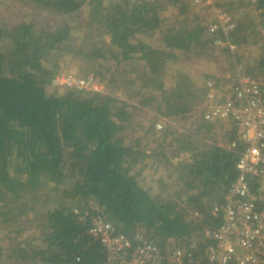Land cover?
<instances>
[{
	"label": "trees",
	"instance_id": "1",
	"mask_svg": "<svg viewBox=\"0 0 264 264\" xmlns=\"http://www.w3.org/2000/svg\"><path fill=\"white\" fill-rule=\"evenodd\" d=\"M26 1L58 15L62 23L44 27L27 17L0 23V224L8 228L0 235L14 230L19 236L0 246V261L103 264L106 251L88 232L97 216L133 242L141 232L162 247L195 242L200 254L207 230L223 221L221 211L212 210L221 207L239 175L236 163L243 147H227L235 138L233 122L231 131L214 132L226 145L196 140L190 127H166L158 136L154 133L159 149L146 153L139 141L124 135L129 108H136L132 103L111 93L58 92L49 85L61 71L58 58L64 55H81L90 63L87 73L104 81L109 71L104 60H138L143 66L135 79L144 89L136 92L140 105L184 120L205 101L208 76L200 86L189 87L190 78L183 73L168 76L167 64L215 50L235 58L227 46L214 45L222 33H210L211 19L198 9L189 16V0ZM233 5L224 4L230 12ZM247 10L233 12L236 25L226 38L235 47L248 42L253 23L264 28V0L251 9L253 23L241 16ZM96 29L94 38L101 42L85 50ZM257 60L256 66L243 69L261 78L264 51ZM168 79L173 86H166ZM197 124L211 133L215 128L214 121ZM152 150L159 163L153 181L147 174ZM250 187L258 189L253 181ZM40 194L44 196L35 204ZM28 229L38 233L20 239ZM196 231L197 242L192 238Z\"/></svg>",
	"mask_w": 264,
	"mask_h": 264
},
{
	"label": "built area",
	"instance_id": "2",
	"mask_svg": "<svg viewBox=\"0 0 264 264\" xmlns=\"http://www.w3.org/2000/svg\"><path fill=\"white\" fill-rule=\"evenodd\" d=\"M230 0H189L192 6L209 5L214 19L208 23L210 33H222L214 45L236 47L226 36L235 28V14L224 4ZM256 7L260 0H250ZM222 4V6H220ZM232 86L227 95L220 96V78L217 75L206 80V98L202 103L205 120H229L235 125V138L227 147L242 145L243 150L236 163L237 180L224 195L221 207H214L213 214L221 211L222 223L207 230L200 254L196 243L189 247L174 242L162 247L146 238L141 232L133 242L117 232L109 222L97 216L92 218L89 233L99 238L105 251L103 264H264V77L255 78L236 65ZM230 78V77H229ZM49 88L61 92L67 88L84 93H103L104 84L93 74L78 75L61 70L51 80ZM173 124L171 117L157 115L154 131L158 136ZM257 179V180H256ZM257 191H251V182Z\"/></svg>",
	"mask_w": 264,
	"mask_h": 264
},
{
	"label": "rangeland",
	"instance_id": "3",
	"mask_svg": "<svg viewBox=\"0 0 264 264\" xmlns=\"http://www.w3.org/2000/svg\"><path fill=\"white\" fill-rule=\"evenodd\" d=\"M232 2L233 8L231 9V12H237V10L241 9V7L248 8L247 13H241V16L245 19L250 21V23H253V17L251 14V9L255 8V5L250 0H230L228 1ZM35 5L29 1L26 0H0V23L4 22L7 24H14L21 19H24L27 17V19H34L37 22H39L42 26L46 27H54L55 25H59L62 23L61 19L58 15L47 13L43 10H40L38 7H34ZM193 9H191L189 16H192L193 12H201L205 19H208L210 17V21L214 18V11L213 8L209 5L204 6H191ZM202 8V9H199ZM197 9L199 11H197ZM230 10V9H229ZM169 15L170 13L167 12ZM167 14V15H168ZM234 14V13H233ZM171 16V15H170ZM256 22L253 23L252 26H250L251 33H249L248 42L243 43L241 46H237L235 49V58L234 56L230 58L227 53L219 52L218 50H215L213 52L208 51L204 56L199 57H191L190 59H185L182 62H178L177 65H172L170 63L167 64V73L169 75H176L177 73H183L184 77L190 78L189 87L193 84L196 86H200V83H203V78L201 76L204 74H211V73H217L216 75L219 76V86L221 87V90H219V95H227L229 89L231 88L233 82H232V76H227L229 74V71L234 73L236 65L240 64L242 68L245 67H254L256 66L257 59L261 57L262 52L264 51L263 42H264V28L255 27ZM253 29V30H252ZM88 32V31H87ZM99 31L96 29L94 32H92L90 38L93 39L92 42L84 44V49L89 50L92 47V43L94 44L100 43V38H94L96 34H98ZM77 36V34H75ZM81 36V35H80ZM82 38V36H81ZM58 60L61 61V70L71 72L78 75H88L90 73H87L88 68L91 66L89 65V61L87 59H83L82 56L77 57H71V55H64L58 58ZM101 62V61H100ZM232 63V66H230L229 71L224 72V64ZM103 68L108 69L109 71L106 72V81L101 80L104 84L103 93H111L116 95L119 99L125 100L126 102L132 103L136 108H129V112L131 113L130 117L128 118V127L124 130V135L126 139L130 142H133L136 138L139 136L144 135L146 136H154V125L150 128V124L147 126V123H151L152 121L155 122L156 117L158 113L156 112L155 107L149 106H141L138 102L139 95L136 94L138 90H141V92H144V89L141 88L140 80L138 77L141 76V73L138 72L143 67L141 62L138 60H129L126 62L117 63L114 60L107 59L102 62ZM172 66V68H171ZM143 69V68H142ZM142 72V70H141ZM224 72V73H223ZM143 73V72H142ZM166 73V77H167ZM204 73V74H203ZM257 73V71H255ZM165 77V79H166ZM172 78V77H171ZM175 80V76L173 77ZM174 81L171 79L166 80V86L171 87L173 86ZM141 88V89H140ZM131 97V98H130ZM153 104V103H152ZM192 116L189 117L188 121L191 122L190 128L192 129L193 136L196 140H201L205 143H211L214 140L220 141L221 144L226 145V142L223 141V138L221 135L215 134L214 132H219V130H232V122L229 120H215V128L213 130V133L204 131L205 129L202 128L201 130L198 129L199 124H197L198 121L200 122H206L203 114H202V108L201 105L197 106L194 112H191ZM173 124L170 127H180L181 124L183 125L184 120H180V118H171ZM153 122V124H154ZM209 122V121H208ZM145 125V126H144ZM144 126V127H143ZM147 126L148 131L145 129ZM188 126V124H187ZM143 128V129H142ZM141 130L143 133H141ZM155 137V136H154ZM170 139L172 138L169 137ZM167 147H170L169 145ZM158 163H156L155 166H157ZM148 174V173H147ZM150 174V179L153 181L154 178L157 176V172L155 174ZM147 176V175H146ZM157 186V185H156ZM158 187V186H157ZM43 194H40L36 200L35 204H38L40 197L43 198ZM35 195L31 194L29 197V200L34 201ZM194 216H197V212L194 213ZM193 216V217H194ZM198 219V217H194ZM37 221H35L33 224H36ZM14 228V227H13ZM17 228H19L17 226ZM29 228V227H28ZM30 228H32L30 226ZM2 229H8L7 226H2L0 224V231L2 232ZM4 235H0V246L4 248V246L7 244V240L9 237L16 239L17 232L9 231L3 232ZM38 232L35 229H28L25 230L22 234L20 239L23 238H30L34 235H36ZM198 235V231L192 233V238L194 241H196ZM197 242V241H196ZM13 243V242H11ZM10 243L7 244V246ZM7 254V253H6ZM0 264H19L16 263L13 260L8 261H0ZM24 264H29L28 262H25Z\"/></svg>",
	"mask_w": 264,
	"mask_h": 264
},
{
	"label": "crops",
	"instance_id": "4",
	"mask_svg": "<svg viewBox=\"0 0 264 264\" xmlns=\"http://www.w3.org/2000/svg\"><path fill=\"white\" fill-rule=\"evenodd\" d=\"M242 8H243V6H242ZM254 11H256V10H254ZM257 12V11H256ZM236 16V15H235ZM200 58V57H199ZM230 66H232V63H229V64H227V66H226V64H224V72H227V71H229V68H230ZM223 72V73H224ZM229 73H231V71H229ZM204 74V73H203ZM217 73L215 72H213V73H211V74H204V75H202L201 74V76H202V78L204 77V76H208V78L209 77H212V76H214V75H216ZM173 118H176V117H173ZM188 119L189 118H187V119H184V121L185 122H183V125L181 124V126L180 127H177V128H175L174 127V129H179V130H184V129H186L187 127H189L190 126V124H191V122L190 121H188ZM181 120V119H180ZM183 121V120H182ZM153 122L154 121H152L151 123H147V126L150 124V128H151V125H152V127H153ZM187 124H188V126H187ZM145 126V125H144ZM143 126V127H144ZM147 126L145 127V129L148 131V128H147ZM143 129V128H142ZM141 133H143L142 132V130H141ZM158 139L159 138H156V137H154L153 135H151V136H146V135H144V133L142 134V136H139L138 138H136L133 142H135V141H139V143H140V146L142 147V148H144V149H147V151H145L146 153H149L150 151H148L149 150V148H152V149H159V147H158V145H159V142H158ZM169 140H171L170 138H168ZM155 152V150H152V152H151V154L152 155H150V159H148V170H147V173H151V174H155L157 171L155 170V168L159 165V163H158V160H156V159H154L153 158V153ZM156 163H158V165L157 166H155L156 165ZM16 262V261H15Z\"/></svg>",
	"mask_w": 264,
	"mask_h": 264
}]
</instances>
